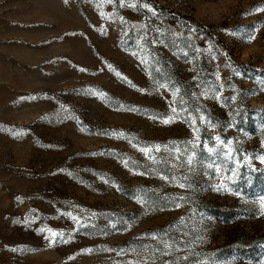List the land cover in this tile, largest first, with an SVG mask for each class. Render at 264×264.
<instances>
[{
  "label": "rangeland",
  "instance_id": "rangeland-1",
  "mask_svg": "<svg viewBox=\"0 0 264 264\" xmlns=\"http://www.w3.org/2000/svg\"><path fill=\"white\" fill-rule=\"evenodd\" d=\"M262 213L264 0H0V264H264Z\"/></svg>",
  "mask_w": 264,
  "mask_h": 264
},
{
  "label": "snow or ice",
  "instance_id": "snow-or-ice-1",
  "mask_svg": "<svg viewBox=\"0 0 264 264\" xmlns=\"http://www.w3.org/2000/svg\"><path fill=\"white\" fill-rule=\"evenodd\" d=\"M165 123H168V121H165ZM262 214H264V213H262ZM53 235H55V234H53Z\"/></svg>",
  "mask_w": 264,
  "mask_h": 264
}]
</instances>
